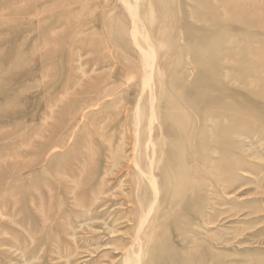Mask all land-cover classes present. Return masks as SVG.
I'll return each mask as SVG.
<instances>
[{
    "label": "rangeland",
    "instance_id": "374dc122",
    "mask_svg": "<svg viewBox=\"0 0 264 264\" xmlns=\"http://www.w3.org/2000/svg\"><path fill=\"white\" fill-rule=\"evenodd\" d=\"M161 3L142 0L162 84L139 138L120 0H0V264H121L137 235L141 264H264V0ZM167 102L187 132H164ZM140 146L156 195L138 234Z\"/></svg>",
    "mask_w": 264,
    "mask_h": 264
},
{
    "label": "bare ground",
    "instance_id": "6f19581e",
    "mask_svg": "<svg viewBox=\"0 0 264 264\" xmlns=\"http://www.w3.org/2000/svg\"><path fill=\"white\" fill-rule=\"evenodd\" d=\"M120 1L123 3V5L126 9V12L131 19L130 29L127 26H125V24L118 26L119 32H120V38H121L120 40L122 42H123V40H125V43H128V41H130L131 43H134L135 47L138 50V59L140 60V62L142 64L141 96L139 99V103L136 107V110L134 113V120H133V125H134V128L136 130V133L139 136V138H141L142 133H144L145 129H148L149 123L152 121V119L156 120L155 119L156 118L155 106L157 107V105H156V101H157L156 100V98H157L156 90H157L158 85L161 83L160 82L161 80L158 81L157 72H156V70L154 68V64H153L154 43H153V41H152L151 37L149 36L148 31H147V26H149L150 23L148 22V18H147L148 14H147V11L144 9L145 7L142 4V0H120ZM162 1L163 0H155L156 6L161 7ZM164 4H165V1H164ZM148 6H150L149 8H153L149 4V5H147V9H148ZM120 10H121V8H120ZM149 10H151V9H149ZM166 14H168V13H166ZM122 18H123V16H122ZM177 30H178V27H177ZM159 32H161V31L159 30L158 33ZM172 32H174V31H172ZM185 44H186V42H185ZM173 50H174V48H173ZM181 52H183V51H181ZM190 58H191V56H190ZM172 60H173V58H172ZM162 67H164V66H162ZM161 70L163 71V69H161ZM172 72H174V71H172ZM163 76H164V74H163ZM164 78L166 79V77H164ZM175 86H176V84H175ZM159 90H161L160 85H159ZM175 91H177V90H175ZM179 106L180 105H178L174 102H172V103L167 102L166 103L165 111H167V112H165V114L163 115L164 116L163 117L164 126H166L165 125L166 121L172 120L174 127L172 129L163 127L164 132H169V133L171 132V133L177 134V133H182V132L185 133L188 131V129H189L188 127L190 125V123L188 121V116H186V114L180 109ZM170 108H172L175 111V113H176L175 116L168 112V110ZM196 120L198 121V119H196ZM176 123H179L178 126H176ZM154 145L157 147H160V145H162V139L159 136H155ZM169 145H170L169 148H174V147L178 146L179 144L178 143H169ZM155 146H154V148H155L154 151L157 152L158 150L156 149ZM139 150H138V155H137L136 161H135L136 167L139 168L136 175H135L136 195H137L136 199L138 200L139 207H140L139 216L137 218V232H138V234L141 231V229L143 228L145 221H147L146 219L148 218L150 212L155 209V208L153 209V207H154L153 205L155 204L154 198L156 195V186L154 185V181L152 179L153 176L150 175L149 164H148V160L146 159V156H147L146 152L143 148H141V146L139 147ZM151 153H152V151H151ZM151 174H153V173H151ZM154 178H155V176H154ZM156 206H157V204H156ZM147 255H148L149 260L151 262L157 261V258H156L157 256L154 255L153 252L150 251L148 253H145V250L142 248V246L140 247V241H139L138 235H137L135 238V244L132 246L131 249L127 250L124 253V256H123L124 260H123V262H121V264H141V259H143ZM169 256H171V254ZM169 256L163 258L162 260H166V261L169 260L170 259ZM160 260L161 259H159V261Z\"/></svg>",
    "mask_w": 264,
    "mask_h": 264
}]
</instances>
